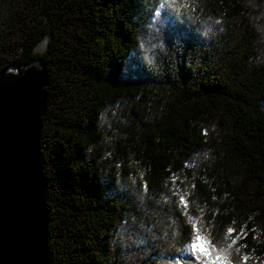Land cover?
<instances>
[{
    "label": "trees",
    "instance_id": "obj_1",
    "mask_svg": "<svg viewBox=\"0 0 264 264\" xmlns=\"http://www.w3.org/2000/svg\"><path fill=\"white\" fill-rule=\"evenodd\" d=\"M28 67L51 264H264V0H0Z\"/></svg>",
    "mask_w": 264,
    "mask_h": 264
},
{
    "label": "water",
    "instance_id": "obj_2",
    "mask_svg": "<svg viewBox=\"0 0 264 264\" xmlns=\"http://www.w3.org/2000/svg\"><path fill=\"white\" fill-rule=\"evenodd\" d=\"M49 79L0 73V264H51L39 140Z\"/></svg>",
    "mask_w": 264,
    "mask_h": 264
},
{
    "label": "snow or ice",
    "instance_id": "obj_3",
    "mask_svg": "<svg viewBox=\"0 0 264 264\" xmlns=\"http://www.w3.org/2000/svg\"><path fill=\"white\" fill-rule=\"evenodd\" d=\"M232 230L229 229V232H231ZM206 238L203 237L202 235H200L199 233L192 238L191 240V244H190V250L196 254L197 259L200 258V255H204V256H209L210 257V253L208 252V250L206 248L203 247V245L206 243ZM222 258H226V255L224 253V250H221L220 253L217 254V256L215 257V259L219 260Z\"/></svg>",
    "mask_w": 264,
    "mask_h": 264
},
{
    "label": "rangeland",
    "instance_id": "obj_4",
    "mask_svg": "<svg viewBox=\"0 0 264 264\" xmlns=\"http://www.w3.org/2000/svg\"><path fill=\"white\" fill-rule=\"evenodd\" d=\"M190 244H191V242L188 244V246H187V253L189 254V255H193L194 256V260H195V262H196V264H230L228 261H226L225 259H219V260H217V259H210V257L209 256H204V255H200V258L199 259H197V256H196V254H194L191 250H190ZM207 243H205L204 245H203V247L204 248H206L207 250H208V248H207Z\"/></svg>",
    "mask_w": 264,
    "mask_h": 264
}]
</instances>
